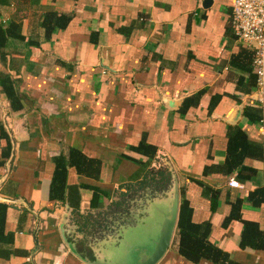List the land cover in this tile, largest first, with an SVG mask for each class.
I'll return each instance as SVG.
<instances>
[{
  "label": "crops",
  "instance_id": "1",
  "mask_svg": "<svg viewBox=\"0 0 264 264\" xmlns=\"http://www.w3.org/2000/svg\"><path fill=\"white\" fill-rule=\"evenodd\" d=\"M234 1L0 0L2 20L20 18L26 37L11 40L8 55L0 57V73L11 77L20 97L15 106H21L15 110L0 87V161L9 144L12 149L0 166V203L9 206L5 235L12 241L5 247L17 252L0 264H85L60 231L67 217L69 241L78 249L84 240L71 209L50 201L55 159L75 149L102 162L98 179L68 169V185L83 187L85 213L96 189L112 197L135 177L139 167L123 155L143 137L158 149L152 167L170 169L193 221L211 223L209 240L235 263L264 264V250L241 248L243 222L224 225L242 200V219L264 233V204L249 201L264 188V125L245 115L248 108L261 111L253 101L257 79L250 87L255 53L231 27ZM49 11L71 21L46 38L41 22ZM240 134L251 148H263V158L252 149L227 173L230 140ZM232 180L243 188L230 187ZM178 244L160 264H192Z\"/></svg>",
  "mask_w": 264,
  "mask_h": 264
},
{
  "label": "trees",
  "instance_id": "2",
  "mask_svg": "<svg viewBox=\"0 0 264 264\" xmlns=\"http://www.w3.org/2000/svg\"><path fill=\"white\" fill-rule=\"evenodd\" d=\"M70 21L71 16L69 15L58 16L56 12L49 11L44 13L41 27L45 31L46 38H50L55 31L66 29ZM25 39L21 19L14 16L12 20L4 22L0 12V57L6 58L8 55L7 50L11 40L23 42ZM248 69L251 70L252 67ZM255 76L252 75V79L250 80L251 89L256 85L255 79L257 78ZM0 87H2L11 101L13 108L18 110L21 106H15V102L18 103L20 97L17 96L14 83L9 75L0 73ZM190 101L185 102L181 108V112H186L188 102ZM245 115L254 122H259L262 119L259 109L248 108L245 110ZM1 137H8L5 131L1 132ZM252 149L256 152V155ZM157 151V147L148 143L146 137H143V140L137 146L130 147V153L124 154L123 158L139 167V171L135 177L120 185L112 197L108 193L96 189L91 199L90 210L85 213H81L82 196L80 190L83 187L68 185V169L69 167H74L80 174L98 179L101 175L102 162L99 159L88 158L75 149L71 150L68 157L60 156L55 159V169L49 194L50 201L66 203L71 209L70 216L73 223L77 226V231L84 236V240L78 244V251L83 257L93 259V251L87 245V242L89 244V240L101 229L109 228L113 224V222L109 224L112 217L117 221L125 220L126 222L119 224L120 228L117 230V233H119L118 231L125 225L133 222L131 218L134 217L135 221L143 218L148 209L147 207L157 199L168 196L173 188V174L167 167H152V162L156 159ZM248 151L257 158H263V148L259 145H254L251 148L245 135L240 134L237 138L230 140L228 148L229 156L225 164L226 172L231 173L238 168L249 154ZM11 155L12 149L9 144L3 151L4 161H0V166H3L5 160H8ZM252 173H255V171H252ZM104 198L111 200L108 206L102 204ZM217 198V196H214L211 199L213 211H215L217 205ZM249 201L255 207H260L264 204V188L251 193ZM141 202H144V204ZM142 206L147 207L139 215L135 213V210L133 212L132 209L134 207L141 209ZM241 206L242 200L233 204L231 214L226 218L224 225L228 226L233 221L243 222L241 248L264 250V233L261 231L258 223L242 219ZM8 207V205L0 203V258L4 259H8L11 255L17 253L15 250L5 247L9 244L7 239H11L12 241V234L5 235ZM176 234L179 242V255L192 264H199L203 260L213 264H239L235 263L227 252L221 250L209 240L211 223L197 224L193 221V209L190 202L185 198L184 193L180 195Z\"/></svg>",
  "mask_w": 264,
  "mask_h": 264
},
{
  "label": "water",
  "instance_id": "3",
  "mask_svg": "<svg viewBox=\"0 0 264 264\" xmlns=\"http://www.w3.org/2000/svg\"><path fill=\"white\" fill-rule=\"evenodd\" d=\"M212 3L213 0H205V6ZM179 209L180 192L178 185L175 184L166 199L152 203L145 212L147 216L144 215L145 217L137 222L124 226L117 233L115 240L107 241L116 245L114 249L105 250L102 247L101 251L102 248H99L93 254V259L83 257L77 246L67 238L65 231L67 217H64L60 231L70 252L85 264H160L173 244Z\"/></svg>",
  "mask_w": 264,
  "mask_h": 264
},
{
  "label": "built area",
  "instance_id": "4",
  "mask_svg": "<svg viewBox=\"0 0 264 264\" xmlns=\"http://www.w3.org/2000/svg\"><path fill=\"white\" fill-rule=\"evenodd\" d=\"M231 27L239 42L254 51V73L257 91L253 101L262 111L264 125V0H235L232 9ZM230 187L242 189L243 185L232 180Z\"/></svg>",
  "mask_w": 264,
  "mask_h": 264
},
{
  "label": "rangeland",
  "instance_id": "5",
  "mask_svg": "<svg viewBox=\"0 0 264 264\" xmlns=\"http://www.w3.org/2000/svg\"><path fill=\"white\" fill-rule=\"evenodd\" d=\"M9 170V169H8ZM142 204H144V202H141ZM139 204H140V202H139ZM138 204V205H139ZM152 205V204H151ZM147 207V206H146ZM145 206H142V208L141 209H136L135 207L132 209L133 210V212H134V210H135V213L137 214V215H139V213H141V212H143L144 211V209L146 208ZM150 208V207H149ZM148 208V209H149ZM145 216H147V215H145ZM144 216V217H145ZM70 219H71V221H73L72 220V218L70 217ZM131 219H133V222H131V223H129L128 225H130V224H133V223H135V222H137V221H135L134 220V217L133 218H131ZM136 220H137V218H135ZM131 221V220H130ZM129 221V222H130ZM113 222V224H111ZM126 223L125 222V220H119V221H117L116 219H114L113 217L110 219V221H109V224H111V226H109V228H103V229H101L97 234H95V236L94 237H92L90 240H89V244L91 245V246H94V247H96V251H98V249L99 248H104L105 250L106 249H108V248H112V249H114L115 247H116V245L115 244H109V243H107V242H104V243H101L103 240L105 241V240H115V238H116V236L118 235L117 234V230H118V228H120V226H119V224H121V223ZM126 226V225H125ZM99 230V229H98ZM118 232H120V230L118 231ZM178 241V236H177V234H175V236H174V240H173V244H172V246H171V248H174L175 246H176V242ZM103 248L101 249V251L103 250ZM111 249V250H112ZM107 255V254H106Z\"/></svg>",
  "mask_w": 264,
  "mask_h": 264
}]
</instances>
